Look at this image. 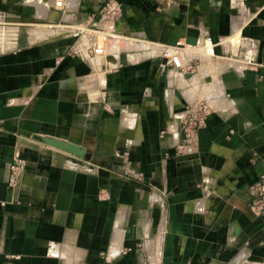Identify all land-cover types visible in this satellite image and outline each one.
Segmentation results:
<instances>
[{"label": "crops", "instance_id": "obj_1", "mask_svg": "<svg viewBox=\"0 0 264 264\" xmlns=\"http://www.w3.org/2000/svg\"><path fill=\"white\" fill-rule=\"evenodd\" d=\"M55 1L0 0V264H264V218L248 208L264 172V0L246 16L233 0H116L103 60L64 53L104 0H68L65 13ZM162 45L193 70L175 77L147 55ZM202 84L216 86L213 114L197 153L174 157ZM15 157L26 166L11 186Z\"/></svg>", "mask_w": 264, "mask_h": 264}, {"label": "built area", "instance_id": "obj_2", "mask_svg": "<svg viewBox=\"0 0 264 264\" xmlns=\"http://www.w3.org/2000/svg\"><path fill=\"white\" fill-rule=\"evenodd\" d=\"M232 8L241 16L250 14L248 0H233ZM68 0H56L54 10L65 13L68 9ZM123 18V7L116 0H104L101 2L95 15L90 16L86 21L78 22L70 33L76 38L74 43L67 47L64 56L78 57L87 55L89 58L103 60L109 55L113 47V40L117 39V26ZM11 26L9 22L0 21V28L5 31ZM52 27V26H51ZM217 44L211 36L204 41V50L210 55L216 54ZM147 55L166 59L175 70V77H184L187 72L193 70V64L185 63L181 48L177 46H154L146 47ZM257 58V51L249 48L244 51L243 59L246 65H254ZM197 88V85H196ZM209 90V91H208ZM217 91L216 86L202 84V95L197 100L188 104L185 108L181 125V135L174 146V157L182 158L191 156L198 151L199 133L207 127L209 117L213 114V95ZM167 131L161 132V137ZM171 153H165V157H170ZM26 166V160L22 157H15L10 164L9 184L17 185L20 173ZM140 177V176H138ZM250 201L249 211L256 218H264V172L258 180L249 187Z\"/></svg>", "mask_w": 264, "mask_h": 264}, {"label": "water", "instance_id": "obj_3", "mask_svg": "<svg viewBox=\"0 0 264 264\" xmlns=\"http://www.w3.org/2000/svg\"><path fill=\"white\" fill-rule=\"evenodd\" d=\"M36 139L48 146L70 153L80 159H85L86 150L77 144L52 137H36Z\"/></svg>", "mask_w": 264, "mask_h": 264}, {"label": "rangeland", "instance_id": "obj_4", "mask_svg": "<svg viewBox=\"0 0 264 264\" xmlns=\"http://www.w3.org/2000/svg\"><path fill=\"white\" fill-rule=\"evenodd\" d=\"M128 162L129 163H131V161L130 160H128ZM129 165V164H128ZM126 175V179H133V180H142V181H144V178L143 177H138L139 175L138 174H136V172L135 171H133V170H127V174H125Z\"/></svg>", "mask_w": 264, "mask_h": 264}]
</instances>
